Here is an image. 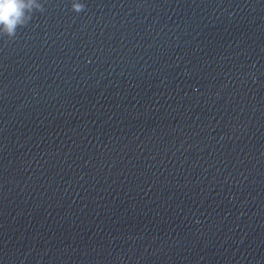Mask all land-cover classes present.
Instances as JSON below:
<instances>
[{"label":"water","instance_id":"95a60500","mask_svg":"<svg viewBox=\"0 0 264 264\" xmlns=\"http://www.w3.org/2000/svg\"><path fill=\"white\" fill-rule=\"evenodd\" d=\"M36 3L0 26V264H264V0Z\"/></svg>","mask_w":264,"mask_h":264},{"label":"clouds","instance_id":"9594fccd","mask_svg":"<svg viewBox=\"0 0 264 264\" xmlns=\"http://www.w3.org/2000/svg\"><path fill=\"white\" fill-rule=\"evenodd\" d=\"M85 7V4L72 3V9L77 13L84 11ZM37 10L45 11L36 0H0V26L3 34L9 39H14L18 28L27 26L33 12Z\"/></svg>","mask_w":264,"mask_h":264}]
</instances>
